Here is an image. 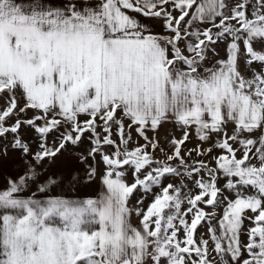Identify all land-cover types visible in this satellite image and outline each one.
<instances>
[{"label": "snow or ice", "instance_id": "obj_1", "mask_svg": "<svg viewBox=\"0 0 264 264\" xmlns=\"http://www.w3.org/2000/svg\"><path fill=\"white\" fill-rule=\"evenodd\" d=\"M0 102V264H264V0H0Z\"/></svg>", "mask_w": 264, "mask_h": 264}, {"label": "rangeland", "instance_id": "obj_2", "mask_svg": "<svg viewBox=\"0 0 264 264\" xmlns=\"http://www.w3.org/2000/svg\"><path fill=\"white\" fill-rule=\"evenodd\" d=\"M217 50L219 52V57H221V58L225 57V45L223 43L217 45ZM209 55H211V53ZM0 103H2V102H0ZM21 135L23 136L25 141L31 142L33 134H32V132L30 130L22 128L21 129ZM148 135L151 137L153 135V133L152 132H148ZM156 135H157V138L160 140L161 146H165V139L164 138H165L166 135H169V138H170L171 135H175L177 138H179L181 136V133L179 131L175 130V129L162 128V129L158 130ZM133 138L136 139L135 132H133ZM0 143H4V141H0ZM139 143L143 144L144 141L142 139H140ZM197 143H198V141L196 140V138H195V136L193 134L191 136L190 142H188L186 144V148H194ZM36 146L37 145L35 143L32 144L33 151L36 150ZM204 146L207 147L208 145H204ZM88 147H90V145L88 143L87 138H85V141L81 145L80 150L81 151H86V149ZM9 153L16 154L17 152H13V151L10 150ZM157 155H159V152H157ZM63 156H66V157H59L57 162H60L62 164L63 163L76 164L78 166V163L75 160H72L73 158H70L69 155L65 154ZM193 156H195V153H193ZM97 159H99V157H97ZM205 159H207V158H205ZM89 163H91V161H89ZM55 165L51 169H55ZM57 168H59V166ZM61 168H62V172L70 171V167L68 165L64 166V167H61ZM82 169H83V166L81 165L80 170H82ZM128 180H129V182H131V175H129ZM168 182H170V181L168 179H165L164 183L167 184ZM172 182H174V181H172ZM81 188H82L81 192L78 191L77 195H82V196L91 195V192H93L94 190L96 192L98 190V182H97V186H96V184H92L91 186H82ZM139 196H140V193H137L136 196L133 197L131 203L135 204L136 203V198H138ZM152 198H153L152 196H148L147 200L145 201V207L152 200ZM248 226H250V222H246V227H248ZM204 231H205V228H199L198 229V234L202 233Z\"/></svg>", "mask_w": 264, "mask_h": 264}, {"label": "crops", "instance_id": "obj_3", "mask_svg": "<svg viewBox=\"0 0 264 264\" xmlns=\"http://www.w3.org/2000/svg\"><path fill=\"white\" fill-rule=\"evenodd\" d=\"M177 15H178V13H177ZM141 19L143 20L144 18L141 17ZM145 22L153 24L155 26V31H157V32L161 31V28L159 27V21L146 20ZM162 128L174 129V126L171 124H165L160 129H162ZM61 157H66V156H61ZM70 158H72V157H70ZM72 160H74V159H72ZM65 164L66 163L62 164L60 162H57L55 165V169H50V171L70 175L73 171L80 170V168H81V165H79V164H78V166L76 164H66V165ZM67 165L70 167V171L62 172L61 167H64ZM58 166H59V168H57ZM21 168H22V164L20 163L19 153H16V154L9 153L7 158L0 157V189L6 188L8 176H10V175L15 176ZM94 184H96V186H97V183H94ZM81 189L82 188L79 189V192H81ZM94 194H95V190L93 192H91V195H94ZM76 195H77V193H76ZM80 196H82V195H80ZM132 223L134 225L138 223L135 216L132 217Z\"/></svg>", "mask_w": 264, "mask_h": 264}]
</instances>
